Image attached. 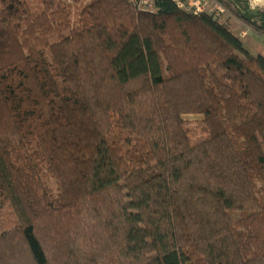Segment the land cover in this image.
I'll use <instances>...</instances> for the list:
<instances>
[{
	"label": "trees",
	"instance_id": "16d2710c",
	"mask_svg": "<svg viewBox=\"0 0 264 264\" xmlns=\"http://www.w3.org/2000/svg\"><path fill=\"white\" fill-rule=\"evenodd\" d=\"M178 1L0 0V264H264V55Z\"/></svg>",
	"mask_w": 264,
	"mask_h": 264
},
{
	"label": "rangeland",
	"instance_id": "374dc122",
	"mask_svg": "<svg viewBox=\"0 0 264 264\" xmlns=\"http://www.w3.org/2000/svg\"><path fill=\"white\" fill-rule=\"evenodd\" d=\"M208 8L212 9L214 12L217 11V7L221 6L215 2V0H207ZM251 8H264V0H248ZM223 7V6H222ZM224 8V7H223ZM225 9V8H224ZM218 19L222 22L231 20V22L235 25L234 32L238 34L239 38L243 41V44L248 50L254 55H264V41L263 38L256 33H254L249 27H247L244 23L236 20L229 12L225 11L220 12L217 15ZM245 33L244 37L241 35ZM184 118L186 120L194 121L192 125L194 128H197L196 122L203 118L202 115L194 114V115H185Z\"/></svg>",
	"mask_w": 264,
	"mask_h": 264
},
{
	"label": "built area",
	"instance_id": "2783aa9c",
	"mask_svg": "<svg viewBox=\"0 0 264 264\" xmlns=\"http://www.w3.org/2000/svg\"><path fill=\"white\" fill-rule=\"evenodd\" d=\"M138 9L142 11L151 10L154 8L155 0H133ZM179 7L186 9L188 11L194 12V13H201L204 11H208L212 14H215L216 16L220 12H224L225 9L222 6H218L217 11L214 12L212 9L208 8V2L207 0H180L178 1ZM245 33H243L241 36L244 37Z\"/></svg>",
	"mask_w": 264,
	"mask_h": 264
},
{
	"label": "crops",
	"instance_id": "0c3cea01",
	"mask_svg": "<svg viewBox=\"0 0 264 264\" xmlns=\"http://www.w3.org/2000/svg\"><path fill=\"white\" fill-rule=\"evenodd\" d=\"M237 36H238V34L237 33H235ZM247 50H248V48H246ZM249 51V50H248ZM250 52V51H249Z\"/></svg>",
	"mask_w": 264,
	"mask_h": 264
}]
</instances>
